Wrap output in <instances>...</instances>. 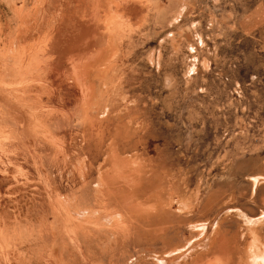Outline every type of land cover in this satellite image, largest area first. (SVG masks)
Here are the masks:
<instances>
[{"label":"rangeland","instance_id":"rangeland-1","mask_svg":"<svg viewBox=\"0 0 264 264\" xmlns=\"http://www.w3.org/2000/svg\"><path fill=\"white\" fill-rule=\"evenodd\" d=\"M261 243L264 0H0V264Z\"/></svg>","mask_w":264,"mask_h":264},{"label":"crops","instance_id":"crops-1","mask_svg":"<svg viewBox=\"0 0 264 264\" xmlns=\"http://www.w3.org/2000/svg\"><path fill=\"white\" fill-rule=\"evenodd\" d=\"M112 36H113V43H114V42L116 41V35L113 34ZM261 245H262L263 248H264V244L261 243Z\"/></svg>","mask_w":264,"mask_h":264},{"label":"bare ground","instance_id":"bare-ground-1","mask_svg":"<svg viewBox=\"0 0 264 264\" xmlns=\"http://www.w3.org/2000/svg\"><path fill=\"white\" fill-rule=\"evenodd\" d=\"M132 9V8H131ZM87 60V59H86ZM87 62V61H86ZM88 63V62H87ZM84 64V63H83ZM87 66V65H86ZM84 67V66H83ZM85 68V67H84ZM80 71V70H79ZM84 71H85V69H84ZM83 71V72H84ZM86 103V102H85ZM255 189V188H254ZM256 219V218H255ZM257 242V241H256ZM256 242H254V243H256ZM254 245V244H253ZM256 251V250H255ZM252 253V252H251ZM254 254H255V252H253ZM261 262V261H260Z\"/></svg>","mask_w":264,"mask_h":264}]
</instances>
